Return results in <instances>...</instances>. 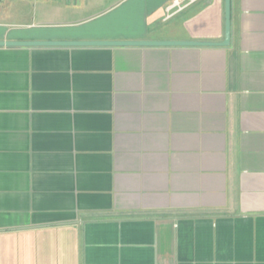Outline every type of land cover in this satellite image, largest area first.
<instances>
[{
    "label": "crops",
    "instance_id": "0c3cea01",
    "mask_svg": "<svg viewBox=\"0 0 264 264\" xmlns=\"http://www.w3.org/2000/svg\"><path fill=\"white\" fill-rule=\"evenodd\" d=\"M0 0V264H264V0Z\"/></svg>",
    "mask_w": 264,
    "mask_h": 264
},
{
    "label": "water",
    "instance_id": "95a60500",
    "mask_svg": "<svg viewBox=\"0 0 264 264\" xmlns=\"http://www.w3.org/2000/svg\"><path fill=\"white\" fill-rule=\"evenodd\" d=\"M230 0H225V35L218 44L226 45L230 36ZM213 42L183 41V40H142V41H0V45H174V44H212Z\"/></svg>",
    "mask_w": 264,
    "mask_h": 264
},
{
    "label": "built area",
    "instance_id": "2783aa9c",
    "mask_svg": "<svg viewBox=\"0 0 264 264\" xmlns=\"http://www.w3.org/2000/svg\"><path fill=\"white\" fill-rule=\"evenodd\" d=\"M195 0H171L167 6L169 14H173L192 4Z\"/></svg>",
    "mask_w": 264,
    "mask_h": 264
}]
</instances>
